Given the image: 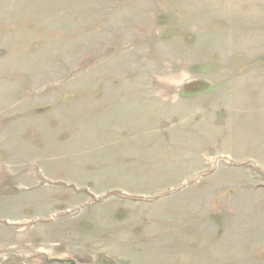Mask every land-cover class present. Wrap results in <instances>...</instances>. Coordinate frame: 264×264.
<instances>
[{"label":"rangeland","instance_id":"374dc122","mask_svg":"<svg viewBox=\"0 0 264 264\" xmlns=\"http://www.w3.org/2000/svg\"><path fill=\"white\" fill-rule=\"evenodd\" d=\"M69 261L264 264V0H0V264Z\"/></svg>","mask_w":264,"mask_h":264},{"label":"water","instance_id":"95a60500","mask_svg":"<svg viewBox=\"0 0 264 264\" xmlns=\"http://www.w3.org/2000/svg\"><path fill=\"white\" fill-rule=\"evenodd\" d=\"M68 264H76L74 261H69Z\"/></svg>","mask_w":264,"mask_h":264},{"label":"flooded vegetation","instance_id":"af4514ba","mask_svg":"<svg viewBox=\"0 0 264 264\" xmlns=\"http://www.w3.org/2000/svg\"><path fill=\"white\" fill-rule=\"evenodd\" d=\"M194 84V83H193Z\"/></svg>","mask_w":264,"mask_h":264}]
</instances>
